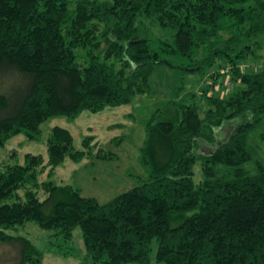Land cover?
I'll use <instances>...</instances> for the list:
<instances>
[{
    "label": "trees",
    "instance_id": "trees-1",
    "mask_svg": "<svg viewBox=\"0 0 264 264\" xmlns=\"http://www.w3.org/2000/svg\"><path fill=\"white\" fill-rule=\"evenodd\" d=\"M151 24L173 33L156 37ZM243 62L257 67L241 70ZM157 66L179 82L145 120L135 186L102 203L57 183L65 159H118L93 135L76 148L58 125L44 141L46 159L26 153L0 164V241L17 250V264L43 262L30 239L7 232L28 222L52 231L48 243L63 254L61 241L80 227L91 264H151L154 245L158 264H264V166L255 176L242 167L264 118V0H0V81L20 83L12 93L0 86V148L19 134L41 141L54 117L152 96ZM223 69L239 88L181 96L190 74L211 71L214 86ZM197 161L206 177L198 184ZM219 165L233 169L216 176Z\"/></svg>",
    "mask_w": 264,
    "mask_h": 264
},
{
    "label": "rangeland",
    "instance_id": "rangeland-1",
    "mask_svg": "<svg viewBox=\"0 0 264 264\" xmlns=\"http://www.w3.org/2000/svg\"><path fill=\"white\" fill-rule=\"evenodd\" d=\"M150 27L152 34L156 37L166 38L173 33L171 29H164L158 25L151 24ZM238 67L245 71L257 66L255 67V64L250 62H243ZM221 72L227 75L218 79L214 86H212V79L209 76L211 71L202 74L198 72L190 74L186 79L185 91L181 96H185L190 91L202 95L203 91L208 92L211 88L214 94L224 97L227 93L240 87L238 81L229 79L227 69H223ZM7 82L3 84L4 82L0 81V86H4L10 93L20 84L16 80ZM149 82L153 95L136 97L131 104L106 107L98 113L83 111L74 120L62 116L49 119L41 125V141H28L23 134L13 137L6 142L3 148H0V164L6 160H11L14 163L23 162L26 153H40L46 159L44 141L50 129L55 125L72 132L76 148L82 147L83 136L93 135L92 142H96L103 148L112 149L118 155V159L115 161L84 159L79 163L65 159L62 165L56 169L54 180L57 183L78 186L82 189L83 195L95 196L102 203L110 200L137 184L134 175L143 173V167L138 161V149L144 139L145 120L165 99L174 95L179 82V74L166 66H157L150 75ZM131 112L132 116L129 115ZM115 124H120L121 127H113ZM223 134H226L224 129L218 133L220 137ZM116 136H122L123 140L119 145L113 146L111 140ZM247 139L252 158L242 167L249 175L255 176L258 174L257 163L264 166V118L249 133ZM207 147L204 146L203 151L208 152L213 146L207 145ZM13 152L16 157L15 155L10 157ZM232 169L233 167L219 165L216 168V176L225 175ZM193 172V181L196 184L206 179L199 161L194 164ZM46 173L47 171L40 175V180L46 178ZM7 232L14 236L20 235L30 239L43 252L42 264H91V261L84 258L85 247L80 227L74 229L71 241H61L62 249L70 250V254H63L55 247H51L48 241L52 231L42 229L34 222L25 223L15 230ZM153 248L151 264H158L155 261L156 245ZM16 255L17 250L15 248L0 241V264H17L18 256Z\"/></svg>",
    "mask_w": 264,
    "mask_h": 264
}]
</instances>
